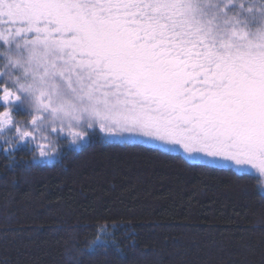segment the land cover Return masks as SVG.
Here are the masks:
<instances>
[{
	"label": "snow or ice",
	"instance_id": "snow-or-ice-1",
	"mask_svg": "<svg viewBox=\"0 0 264 264\" xmlns=\"http://www.w3.org/2000/svg\"><path fill=\"white\" fill-rule=\"evenodd\" d=\"M234 3L259 14L251 38ZM0 23L4 49L19 38L14 54L0 52L17 69L11 87L0 85V128L36 145L29 169L85 150L99 128L119 138L105 142L209 169L251 165L264 177V2L0 0ZM26 97L30 119L13 123L10 105ZM3 241L0 264H15L7 232ZM78 255L66 248L64 264ZM239 255L232 264H264V233Z\"/></svg>",
	"mask_w": 264,
	"mask_h": 264
},
{
	"label": "trees",
	"instance_id": "trees-1",
	"mask_svg": "<svg viewBox=\"0 0 264 264\" xmlns=\"http://www.w3.org/2000/svg\"><path fill=\"white\" fill-rule=\"evenodd\" d=\"M229 10L240 12L251 38L259 14L253 19L235 3ZM6 28L0 23V33ZM16 42L4 49L0 41V52L14 54ZM5 63L0 56V85L11 87L7 76L17 69ZM30 106L27 97L10 105L16 121L30 119ZM12 132V124L0 128L8 135L0 141V249L7 232L15 264H64L66 248L79 250V264H142L144 251L160 254L161 264H232L264 233V184L255 169L188 165L105 142L119 138L99 129L85 150L29 169V158H39L36 145Z\"/></svg>",
	"mask_w": 264,
	"mask_h": 264
},
{
	"label": "clouds",
	"instance_id": "clouds-1",
	"mask_svg": "<svg viewBox=\"0 0 264 264\" xmlns=\"http://www.w3.org/2000/svg\"><path fill=\"white\" fill-rule=\"evenodd\" d=\"M14 122H18V121H16L15 117H14ZM7 139H8V135L6 136L5 134H0V141H4ZM17 142H18V138H17ZM259 180L262 184H264V177H259Z\"/></svg>",
	"mask_w": 264,
	"mask_h": 264
},
{
	"label": "rangeland",
	"instance_id": "rangeland-1",
	"mask_svg": "<svg viewBox=\"0 0 264 264\" xmlns=\"http://www.w3.org/2000/svg\"><path fill=\"white\" fill-rule=\"evenodd\" d=\"M21 48H22V46H21ZM97 129H99V128H96V130ZM182 151V150H181ZM226 163H230V162H226ZM231 164V163H230ZM234 165V164H233ZM238 167H240V168H243V169H246V168H249V169H252L251 168V165H244V166H238Z\"/></svg>",
	"mask_w": 264,
	"mask_h": 264
}]
</instances>
